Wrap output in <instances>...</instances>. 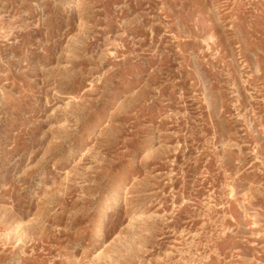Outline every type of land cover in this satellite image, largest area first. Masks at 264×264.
Instances as JSON below:
<instances>
[{"label":"rangeland","instance_id":"1","mask_svg":"<svg viewBox=\"0 0 264 264\" xmlns=\"http://www.w3.org/2000/svg\"><path fill=\"white\" fill-rule=\"evenodd\" d=\"M0 264H264V0H0Z\"/></svg>","mask_w":264,"mask_h":264}]
</instances>
